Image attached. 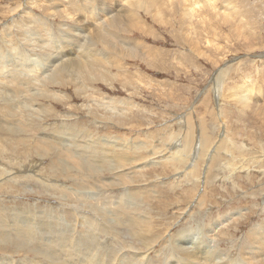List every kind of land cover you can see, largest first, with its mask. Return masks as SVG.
<instances>
[{
  "label": "rangeland",
  "instance_id": "374dc122",
  "mask_svg": "<svg viewBox=\"0 0 264 264\" xmlns=\"http://www.w3.org/2000/svg\"><path fill=\"white\" fill-rule=\"evenodd\" d=\"M88 1L36 0L35 2V0H0V125L2 128L5 126L3 130L6 128L7 131H3L2 128L0 129V161H3L2 164L0 162V209H2L0 212H8L0 217L1 229L6 230L10 228L12 230L16 224L20 223L24 230H27L25 234L30 238H40L43 234L44 236L50 234L61 235L66 232L67 234H71V236H77L80 234L79 230L82 231V228L78 226L81 223L79 218L82 217V214L88 218L92 217L95 219L91 216L94 214L89 208L90 205L98 204L97 207L106 210L110 208L107 211L113 212H109V214H114L117 206L126 199V212L132 216H136L137 220L139 219L141 223L142 221L144 222L143 226H141L142 228L139 227V229L143 235L145 232L148 235L147 237L145 234L146 240H149L151 243L153 241L152 248L154 251L152 248L150 249L148 264H185L188 261L187 258L178 255V252L171 245L167 244L170 239L168 237L187 238V245L189 247L195 244L198 245L202 249L205 264H250L247 262L248 258L245 260V256L249 255L246 251L251 247L250 244L260 240L264 234V0H198L199 2L197 3L200 5H195V12L190 16L187 14L188 12L182 9L188 2H195V0H159L160 4H158L160 6L158 5V8H139L140 10L137 9V14L132 18V21L131 19L125 20L127 27L133 24L136 25V27L129 29V32H121L128 34L126 40H120L119 34L115 37L116 42H120V44L125 46L134 47V53H129L125 48L122 49L119 46L120 49L118 45L106 48L104 45L99 44L97 45V49L103 52L104 55L100 53L98 56L102 57L103 60L100 58L99 62L95 58H82L80 61V70L82 71H85L87 67L90 68L97 64L101 65V67H97L89 75L90 77L88 76V78L94 81L91 82L87 78L88 80L84 79L85 84L82 78L75 75L73 77V74L67 73L61 76L62 80L59 78V85H44L45 87L43 86V89L40 87V90H38V85L34 87L30 86L24 95L32 94V97L28 96L26 101L22 99L19 102L21 97L18 99L17 95L19 94L18 90L20 88H15V85L19 80L22 81L23 77L24 79L31 78V73L34 72H32L33 70H29V67L35 68L36 75L42 74L41 77H43L47 73V62L51 61L48 58L56 55L58 50L59 53L77 52L80 56L82 51L86 52L87 49L86 37H95L94 33L100 28L102 22H107L106 19H108V16L103 15L105 12L102 8H114V11L110 14L115 15L118 10L127 12L133 6L128 5L135 3L137 0H129L126 3H121V0ZM16 2L19 3L18 6L20 7L16 5ZM84 4L90 8V13L83 12L86 7ZM205 5H208V7ZM11 6L14 7L11 8ZM71 6L75 7L74 11L69 10ZM197 7L199 8L197 9ZM6 8L10 10L7 11ZM43 9L46 10L44 11ZM13 10L15 12L11 13ZM61 11H64L65 14ZM60 16H62V19L66 17L67 20H62ZM70 16L71 19H69ZM96 16L98 17L96 18L97 20H92ZM213 18L219 20L215 19L214 22ZM16 19H23V22ZM29 21H32V25ZM34 21L36 23L38 21L44 23L43 25L37 24L41 29V36L35 33L37 32L35 31L36 29H33ZM96 21L98 22L95 23ZM19 23H23V26ZM229 24L230 26H228ZM80 25L85 27L86 31L78 29L81 28ZM69 27L74 32H82L83 41L79 47H77V44L75 46L73 45L74 47L71 45L70 41H73L74 38L70 36L72 34L67 32L69 31ZM75 28L78 30H75ZM214 32L218 34L215 33V35ZM201 33H205V36L203 34L202 37ZM217 36L220 37L218 40L216 38ZM209 38L211 39L208 43ZM25 40H28L27 42L30 45H27L28 43ZM129 40L131 42L128 44ZM245 40H247V43ZM136 48H138L137 51ZM45 49L48 50L47 55L45 54ZM105 52L108 53L107 56ZM128 56H131V59ZM1 60L4 61V64ZM28 65L30 66L28 67ZM227 66L228 68H226ZM37 69L38 71L40 70V74L37 72ZM97 70L101 73H98ZM221 71L222 75L220 74ZM71 80L74 81L72 82ZM76 81L79 83L76 84ZM40 83H43L41 79ZM88 84L91 85L88 86ZM86 85L89 88L85 87ZM243 85H245L244 87H248L250 99L246 101L247 103L245 102L243 104L242 102L241 104L239 96L233 93L237 89H242ZM45 89L52 91V94L47 91H43L45 94L42 93V90ZM30 91L31 93H29ZM55 93H57L56 96ZM33 96L35 97L33 98ZM32 98L35 102L34 100L32 101ZM52 98L56 99L54 100ZM12 102L14 104L19 103V105H14ZM38 104L43 107H40ZM23 105H25L24 107L26 109H23ZM30 105L33 107L31 108ZM243 106L246 109L242 108ZM35 108L39 111L36 110L34 112V117L32 115H30L31 117L29 116V118L33 117L31 124H26V126L24 122L22 123L21 119L19 121L21 125L19 123L15 125L12 122L17 121L18 117L22 116L23 113H31V109ZM41 108L45 111L41 110ZM113 110L118 111L119 114ZM13 111L14 113H11ZM223 111L227 113L224 114ZM40 112L42 114L46 113V115H42ZM122 113L124 116H122ZM8 114H14L15 116L10 118ZM35 114L44 117L41 119L40 116L36 117ZM99 114H103V116L100 115V117ZM109 118L111 121H108ZM4 119L6 125L4 124ZM121 119L122 121H120ZM203 120L204 122H202ZM123 124L125 127H123ZM201 124H205L204 127ZM35 126L37 129H35ZM15 128H19V130L14 131L13 129ZM205 130L207 131L205 132ZM14 132H17V134H13ZM2 135L4 136L2 137ZM11 139L13 146L9 141ZM19 139L20 142H18ZM21 140L24 142L23 144H19L22 143ZM51 142H53L55 148L53 145V147L50 146L47 153L45 149L48 150L49 144H52ZM110 144L112 146L111 148H109ZM45 145L46 147L44 149L43 147ZM57 146L58 148H56ZM60 146L64 151L66 149L71 150L72 154H59ZM183 147H185L187 153L182 151ZM41 148L46 154L41 151ZM131 149L134 151H131ZM28 150L31 151L28 152ZM105 150L110 151V154ZM175 151L181 153L175 154L176 157L174 156L172 158L171 154L173 152L175 153ZM102 152L104 153L102 154ZM131 152L134 157L131 155ZM27 153H29L28 155L30 157L27 156ZM40 154L42 156L45 155L44 158H41ZM93 154L97 155L94 156ZM106 155H113L115 158L113 156V158H110V156L107 157ZM80 157H83L85 160H92L95 165V169H93L95 172L84 170L77 165ZM134 158L135 160H133ZM30 159H32V162ZM117 160H119L118 163L116 162ZM33 161H35L34 164ZM122 162L124 167L121 166ZM137 162L140 164L138 165ZM145 163H147V166ZM96 171H100L102 174L97 172V175ZM128 172H130L129 175L127 174ZM214 173L216 174L215 176ZM108 174L109 177L107 176ZM193 174L196 180H193ZM28 175L30 176L28 177ZM185 176H188V178ZM84 178L87 179L85 180ZM63 184H65V187ZM91 184L95 187L92 188L93 186ZM134 187L139 189L135 191ZM68 189H71V191H68ZM60 191L69 192V197L65 200L63 198L64 193ZM59 192L62 194H59ZM103 192L104 194H102ZM135 196L136 198H132ZM97 197L101 198L99 199L100 203L97 201ZM106 197L108 203L105 201ZM127 198L129 199L127 200ZM101 200L105 203L101 202ZM107 204L110 206H107ZM132 206L136 208H132ZM111 207L115 209L112 208L111 211ZM139 208L143 209V213L141 210H139L141 214L138 212L137 209ZM144 208L146 209L144 210ZM134 212H136V215ZM144 213L148 215L146 214L145 216ZM80 214L81 216H79ZM149 217L150 219H148ZM97 220L101 222L98 218L95 219V221ZM134 221L135 218L133 217L129 220V222ZM146 225L148 226L146 227ZM89 227L93 228L94 225H90ZM129 228H132V224L129 225ZM185 232L189 237L184 234ZM221 232L227 233H223L222 235ZM108 234L112 235V233ZM167 234L168 236L166 237L165 235ZM249 234H253L258 238L255 237L252 239L249 237ZM156 235L158 238H156ZM174 235L176 236L174 237ZM108 236L106 235L105 238H111ZM12 237L14 236L9 238ZM89 239L94 249L97 246L96 250H102L105 254H109L108 252L114 246L112 239L109 245L105 247L103 246L104 243L94 239V235L91 234ZM123 239L128 243H133L131 246L134 244L137 245V241L130 239L128 241L126 240L127 238ZM193 240L195 243H192ZM48 245L54 246L55 243L48 242ZM38 250L44 252V255L49 254L43 249ZM240 250L244 252L241 253ZM253 250H257L263 257L258 254L259 256H256V259H259L257 260L258 262L250 259L252 261L251 263L257 262L256 264H264V259H262L264 258V249ZM114 251L112 250L113 255L120 258V251ZM6 252L9 253L8 251ZM7 253L0 251V257L8 255ZM30 254L32 253L25 254L18 252L13 257V260L17 261L19 258L26 257V264H32L34 256ZM241 254L242 256H240ZM243 261L246 262L244 263Z\"/></svg>",
  "mask_w": 264,
  "mask_h": 264
},
{
  "label": "bare ground",
  "instance_id": "6f19581e",
  "mask_svg": "<svg viewBox=\"0 0 264 264\" xmlns=\"http://www.w3.org/2000/svg\"><path fill=\"white\" fill-rule=\"evenodd\" d=\"M21 1H23V0H21ZM25 1V0H24ZM27 1V0H26ZM59 1V0H58ZM88 1V0H87ZM127 1H129V0H121V3H123V2H127ZM211 1V0H210ZM209 1V2H210ZM35 2H36V0H35ZM39 2V1H38ZM89 2V1H88ZM177 2V1H176ZM186 2H188V1H186ZM197 2H199L198 0L196 1L195 0V2L193 1H191V2H188L184 7H183V9L182 10H185L186 12H188L187 14L190 16V15H192L194 12H195V5L197 6V5H200V4H198ZM214 2V1H213ZM17 3V2H16ZM19 3H20V1H19ZM19 3H17L16 5L18 6V4ZM68 3V2H67ZM66 3V4H67ZM90 3V2H89ZM102 3V2H101ZM160 4V2H159V0H137L135 3H130L128 6H131V5H133L129 10H127V12H121L122 10H118V11H116V13H115V15H111L110 13H112L113 11H114V8H112V7H109V8H107L106 7V9H105V7L104 8H102L103 10H104V16L105 15H107L108 16V19H106V23H104V22H102V25L100 26V28L99 29H97V31H96V33H94L95 34V37H86V42H87V49H86V52H83L82 51V53H81V55L79 56L78 54H77V52H60L59 53V50H58V53H56V55H53L51 58H48V59H50L51 61H48L47 62V66H48V68H47V73L45 74V76H43V77H41V75H36V69L35 68H32V67H29L30 65H28V67L30 68H28L29 70H33L32 72H34V73H31L32 75H31V78H29V79H24V77H23V80L21 81V80H19L18 82H16L17 84L15 85V88H20L19 90H18V95H17V98L19 99V97H21V99H19V102H21V100L23 99L24 101H26L28 98V96H31L32 97V94H30V95H28V94H25L24 95V93H26L28 90H29V88H30V86H32V87H34V86H36V85H38L37 87H38V90H40L41 88L43 89V86L44 85H50L51 84V86H56V84H58V80H59V78L61 79V76L63 75H65V74H67V73H71V74H73V77H75V76H77V77H80V78H82L83 79V81H84V79H86V80H88V79H90V78H88V76L90 75V74H92L93 73V71L97 68V67H101V65L100 64H97L96 66H93V67H90V68H88L87 67V69L85 70V71H82V70H80V61H81V59L82 58H95V59H97V61H99L100 62V58L102 59V57H100V56H98V54L100 55V53H102L103 54V52H100L98 49H97V45H99V44H102V45H104L106 48L107 47H111V46H114V45H118V47L120 46L122 49H126L127 51H129V53H134L135 52V48L134 47H129V46H125V45H122V44H120V42H116L115 41V37H117L118 36V34H119V37L121 38L120 40H126V38L128 37L127 35V33H121V32H129V29H131V28H134V27H136V25L135 24H133L132 22H131V24H133V25H129L128 27L126 26V24L125 23H127L125 20H127V19H131V21H132V18H134L135 16H136V11H137V9H139V8H144V9H151L152 7H156V8H158V5ZM197 3V4H196ZM211 3V2H210ZM15 4V3H14ZM22 4V3H21ZM24 4H25V2H24ZM36 4H38V3H36ZM64 4H65V2H64ZM70 4H72V3H70ZM173 4V3H172ZM202 4H205V3H202ZM201 4V5H202ZM212 4V3H211ZM8 5V4H7ZM27 5V4H26ZM62 5V4H61ZM81 5V4H80ZM85 5V4H84ZM111 5V4H110ZM22 6H23V4H22ZM39 6V5H38ZM54 6V5H53ZM57 6V5H56ZM65 6V5H64ZM75 6V5H74ZM86 6V5H85ZM160 6V5H159ZM177 6V5H176ZM205 6H207L208 7V5H205ZM9 7V6H8ZM12 7H14V6H11V8ZM18 7H20V6H18ZM52 7V6H51ZM50 7V8H51ZM63 7V6H62ZM200 8H201V6H199ZM199 7H197V9L199 8ZM202 7H203V5H202ZM22 8V7H21ZM20 8V9H21ZM26 8V7H25ZM54 8V7H53ZM64 8V7H63ZM67 8V7H66ZM78 8V7H77ZM223 8V7H222ZM7 9V8H6ZM29 9V8H28ZM82 9H83V7H82ZM82 9H80L81 11H82ZM118 9V8H117ZM8 10H10V9H7V11ZM44 10V9H43ZM46 10V9H45ZM44 10V11H45ZM69 10L70 11H74L75 10V7H73V6H71V7H69ZM125 10V9H124ZM140 10V9H139ZM16 11H17V9H16ZM20 11V10H19ZM21 11H22V9H21ZM20 11V12H21ZM23 11H25V10H23ZM43 11V12H44ZM55 11H57V10H55ZM65 11V10H64ZM64 11H61L62 13H64ZM67 11V10H66ZM90 11V8H88V6H86L85 8H84V11L83 12H86V13H90L89 12ZM12 12H15L14 10L13 11H11V13ZM59 12V11H58ZM57 12V13H58ZM9 13H10V11H9ZM27 13H28V11H27ZM26 13V15H28ZM56 13V14H57ZM67 13V12H66ZM224 13V12H223ZM15 14V13H14ZM17 14V13H16ZM19 14V13H18ZM31 14V13H30ZM65 14V13H64ZM47 15V14H46ZM51 15V14H50ZM60 15V14H59ZM63 15V14H62ZM2 16V15H1ZM11 16H13V15H11ZM24 16V15H23ZM55 16V15H54ZM53 16V17H54ZM63 16H65V15H63ZM68 16H69V14H68ZM87 16V15H86ZM227 16V15H226ZM16 17H17V15H16ZM27 17V16H26ZM62 16H60V18H61ZM89 17V16H88ZM217 17V16H216ZM228 17V16H227ZM227 17H226V19H227ZM9 18H11V17H9ZM30 18V17H29ZM32 18V17H31ZM64 18V17H63ZM74 18V17H73ZM96 18H98L97 16L96 17H94V19H92V20H95ZM105 18V17H104ZM219 18V17H218ZM221 18V17H220ZM224 18H225V16H224ZM3 19V18H2ZM26 19V18H25ZM28 19V18H27ZM62 19V18H61ZM60 19V20H61ZM69 19H71V16H70V18ZM89 19H90V17H89ZM100 19V18H99ZM214 19V18H213ZM216 19V18H215ZM215 19H214V22H215ZM16 20H18V19H16ZM15 20V21H16ZM23 20V19H22ZM22 20H18V21H22ZM62 20H67L66 19V17L64 18V19H62ZM88 20V19H87ZM97 20V19H96ZM216 20H219V19H216ZM225 20V19H224ZM223 20V21H224ZM33 21V20H32ZM32 21H29V23H31ZM72 21V20H71ZM74 21H76V20H74ZM23 22V21H22ZM53 22V21H52ZM65 22V21H64ZM82 22V21H81ZM98 21H96L95 23H97ZM100 22V21H99ZM129 22V21H128ZM16 23V22H15ZM28 23V22H27ZM34 23V28L33 29H36L35 31H37V32H35L37 35H39V36H41V34H40V32H41V29H40V27L38 26V25H43L44 23L41 21V22H39L38 21V23H36V21H34L33 22ZM79 23V22H78ZM190 23H191V21H190ZM213 23V22H212ZM227 23V22H226ZM238 23V22H237ZM19 24H21V23H19ZM18 24V25H19ZM23 24V23H22ZM21 24V25H22ZM26 24V23H25ZM38 24V25H37ZM80 24H82V23H80ZM192 24V23H191ZM20 25V26H21ZM31 25H32V23H31ZM61 25V24H60ZM135 25V26H134ZM233 25V24H232ZM23 26V25H22ZM28 26H30V25H28ZM81 26V25H80ZM87 26H89V25H87ZM228 26H230V24L228 25ZM16 27V26H15ZM61 27V26H60ZM212 27V26H211ZM232 27V26H231ZM22 28V27H21ZM207 28V27H206ZM17 29V28H16ZM78 29H82V31H86L85 30V27H83V26H81V28H78ZM77 28H75V30H78ZM87 29V28H86ZM203 29H205V28H203ZM208 29V28H207ZM209 29H210V26H209ZM208 29V30H209ZM92 30V29H91ZM212 30H214V29H212ZM88 31V30H87ZM69 34H72V35H70L71 37H73L74 38V40L72 41L71 39V45L73 46H75L76 44H77V47H79L80 45H81V42L83 41V34H82V32L81 33H77V32H74L73 30H71V28L69 27V31H67ZM201 32V31H200ZM205 32V31H204ZM208 32V31H207ZM206 32V33H207ZM209 32H210V30H209ZM212 32V31H211ZM29 33V32H28ZM85 33V32H84ZM90 33H92V32H90ZM218 34L217 32H214V34ZM245 33V32H244ZM27 34V33H26ZM82 34V35H81ZM93 34V33H92ZM91 34V35H92ZM200 34V33H199ZM202 34V33H201ZM204 34V36H205V33H203ZM203 34H202V37H203ZM210 35H211V33H209ZM213 34V33H212ZM215 34V35H216ZM220 34V33H219ZM214 35V36H215ZM90 36V35H89ZM201 36V35H200ZM199 36V37H200ZM244 36V35H243ZM25 37H27V36H25ZM198 37V38H199ZM202 37H200V38H202ZM239 37V36H238ZM247 37H249V36H247ZM195 38V37H194ZM197 38V37H196ZM208 38V37H207ZM217 38V40H218V38H220V37H216ZM223 38H224V36H223ZM244 38V37H243ZM255 38V37H254ZM24 39V38H23ZM211 38H209L208 39V43H209V40H210ZM225 39H226V37H225ZM224 39V40H225ZM204 40V39H203ZM213 40V39H212ZM220 40V39H219ZM227 40V39H226ZM250 40V39H249ZM26 41V40H25ZM28 41V40H27ZM26 41V42H27ZM85 41V40H84ZM197 41V40H196ZM202 41V40H201ZM246 41V43H247V40H245ZM69 42V41H68ZM129 42H131V40H129L128 41V44H129ZM28 43V42H27ZM44 43H46V42H44ZM67 43V42H66ZM189 43V42H188ZM218 43V42H217ZM216 43V44H217ZM245 43V42H244ZM245 43V44H246ZM68 44V43H67ZM192 44H193V42H192ZM211 44H213V43H211ZM210 44V45H211ZM244 44V45H245ZM27 45H30L29 43L27 44ZM38 45V44H37ZM42 45V44H41ZM55 45H57V44H55ZM101 45V46H102ZM193 45H195V44H193ZM192 45V46H193ZM215 45V44H214ZM213 45V46H214ZM226 45V44H225ZM252 45V44H251ZM38 46H40V45H38ZM73 46V47H74ZM191 46V47H192ZM219 47H220V45H218ZM222 46V45H221ZM254 46V45H253ZM33 47V46H32ZM58 47V46H57ZM119 47V48H120ZM138 47V46H137ZM189 47V46H188ZM217 47V46H216ZM245 47V46H244ZM255 47V46H254ZM30 48V47H29ZM38 48V47H37ZM41 48V47H40ZM39 48V49H40ZM43 48V47H42ZM72 48V47H71ZM101 48V47H100ZM103 48V47H102ZM116 48V47H115ZM119 48H118V50H119ZM120 48V49H121ZM190 48V47H189ZM193 48V47H192ZM214 48V47H213ZM222 48V47H221ZM259 48V47H258ZM62 49V48H61ZM251 49V48H250ZM43 50V49H42ZM56 50V49H55ZM138 50V48H136V51ZM151 50V49H150ZM149 50V51H150ZM192 50V49H191ZM221 50V49H220ZM225 50V49H224ZM45 54L47 55L48 54V50H46L45 49ZM77 51V50H76ZM85 51V50H84ZM112 51V50H111ZM120 51V50H119ZM217 51V50H216ZM223 51V50H222ZM252 51H253V48H252ZM42 52H44V51H42ZM107 52V51H106ZM105 52V55L107 56V54L108 53H106ZM120 52H122L123 53V51H120ZM197 52V51H196ZM224 52V51H223ZM110 53V52H109ZM125 53V52H124ZM146 53H148V51H146ZM151 53V52H150ZM226 53V52H225ZM224 53V54H225ZM245 53V52H244ZM194 54V53H193ZM223 54V53H222ZM260 54H262V53H260ZM104 55V54H103ZM102 55V56H103ZM126 55V54H125ZM199 55V54H198ZM264 55V54H263ZM105 56V57H106ZM122 56V55H121ZM233 56V55H232ZM260 56V55H259ZM119 57H120V55H119ZM127 57V56H126ZM125 57V58H126ZM131 57V56H130ZM129 56H128V58L129 59H131ZM133 57V56H132ZM137 57V56H136ZM219 57V56H218ZM223 57V56H222ZM261 57V56H260ZM259 57V58H260ZM264 57V56H263ZM121 58V57H120ZM122 59V58H121ZM219 60H220V58H218ZM103 60V59H102ZM120 60V59H119ZM181 61V60H180ZM228 61V60H227ZM226 61V62H227ZM1 62H3V64H4V61H2L1 60ZM102 62V61H101ZM122 62V61H121ZM242 62V61H241ZM27 63H29V62H27ZM117 63V62H116ZM224 63V62H223ZM231 63H233V62H231ZM229 64H230V62H229ZM228 64V66L230 67V65ZM31 65H33V64H31ZM100 65V66H99ZM119 65V64H118ZM117 65V66H118ZM117 66H115V67H117ZM176 66V65H175ZM183 66V65H182ZM228 66L226 67V68H228ZM260 66V65H259ZM34 67V66H33ZM36 67V66H35ZM225 67V66H224ZM4 68V67H3ZM2 68V69H3ZM184 68V67H183ZM222 68V67H221ZM1 69V68H0ZM8 69V68H7ZM196 69V68H195ZM230 69V68H229ZM224 70V69H223ZM226 70V69H225ZM258 70V69H257ZM256 70V71H257ZM3 71H4V69H3ZM40 71V70H39ZM38 71V69H37V72H39ZM236 71V70H235ZM259 71V70H258ZM5 72H6V70H5ZM23 72V71H22ZM97 72H98V70H97ZM97 72H96V74H97ZM18 73V72H17ZM23 73H25V72H23ZM95 73V72H94ZM98 73H101V72H98ZM102 73H104V72H102ZM216 73V72H215ZM219 73V72H218ZM222 73V71L220 72V74ZM39 74H40V72H39ZM225 74H226V71H225ZM4 75V74H3ZM2 75V76H3ZM44 75V74H43ZM75 75V76H74ZM222 75V74H221ZM1 76V75H0ZM96 76H99V75H96ZM214 76V75H213ZM226 76V75H225ZM10 77H12V76H10ZM90 77V76H89ZM102 77V76H101ZM1 78V77H0ZM2 78H4V77H2ZM18 78H19V76H18ZM21 78V77H20ZM43 78H44V80H46V81H44L43 80ZM65 79H66V77H64ZM88 78V79H87ZM96 78V77H95ZM98 78V77H97ZM215 78V77H214ZM217 78V77H216ZM17 79V78H16ZM40 79L43 81V83H40ZM64 79V80H65ZM68 79V78H67ZM72 79V78H71ZM106 79V78H105ZM209 79H211V78H209ZM223 79V78H222ZM1 80V79H0ZM4 80V79H3ZM6 80V79H5ZM62 80V79H61ZM81 80V79H80ZM91 80V79H90ZM104 80V79H103ZM215 80V79H214ZM241 80V79H240ZM245 80V79H244ZM12 81H14V80H12ZM67 81V80H66ZM69 81V80H68ZM72 81V80H71ZM74 81V80H73ZM72 81V82H73ZM82 81V82H83ZM92 81H94V80H91V82ZM98 81V80H97ZM258 81V80H257ZM8 82H11V81H8ZM65 82V81H64ZM71 82V83H72ZM215 82V81H214ZM249 82V81H248ZM12 83V82H11ZM75 83V82H74ZM79 83V82H78ZM77 83V81H76V84H78ZM83 83H85V81L83 82ZM88 83V82H87ZM105 83V82H104ZM106 83H107V81H106ZM8 84V83H7ZM59 84H60V82H59ZM58 84V85H59ZM68 84V83H67ZM82 84V83H81ZM86 84V83H85ZM238 84V83H237ZM249 84V83H248ZM64 85V84H63ZM91 85V84H90ZM89 84H88V86H90ZM210 85V84H209ZM213 85V84H212ZM217 85V84H216ZM219 85V84H218ZM250 85H251V83H250ZM262 85V84H261ZM80 86V85H79ZM79 86H78V88H79ZM245 85H243L242 86V89L240 88V89H237V91H235L233 94H235V95H238L239 96V98H240V101H241V104H242V102H243V104L247 101V100H249L250 99V96H249V92H248V87H244ZM41 87V88H40ZM45 87V86H44ZM85 87H87V85L85 86ZM251 87V86H250ZM264 87V86H263ZM1 88V87H0ZM17 88V89H18ZM40 88V89H39ZM87 88H89V87H87ZM217 88V87H216ZM219 88V87H218ZM35 89V88H34ZM37 89V88H36ZM32 90H33V88H32ZM78 90V89H77ZM212 90V89H211ZM43 91H47L46 89L45 90H42V93H44ZM207 91V90H206ZM234 91V90H233ZM34 92V91H33ZM48 93L50 92H52V91H47ZM46 92V93H47ZM54 92V91H53ZM56 92V91H55ZM254 92V91H253ZM29 93H31V91L29 92ZM47 93V94H48ZM206 93V92H205ZM218 93V92H217ZM260 93V92H259ZM45 94V93H44ZM52 94V93H51ZM56 94L57 93H55V96H56ZM61 94V93H60ZM41 95V94H40ZM50 95V94H49ZM58 95H59V93H58ZM220 95V94H219ZM251 95V94H250ZM10 96H12V95H10ZM38 96V95H37ZM44 96V95H43ZM47 96V95H46ZM218 96V95H217ZM232 96V95H231ZM234 96V95H233ZM35 96H33V98H34ZM39 97V96H38ZM49 97V96H48ZM52 97V96H51ZM54 97V96H53ZM229 97H230V95H229ZM235 97V96H234ZM3 98V97H2ZM32 98V101L34 100ZM63 98V97H62ZM119 98V97H118ZM237 98V97H236ZM4 99V98H3ZM6 99V98H5ZM29 99H30V97H29ZM46 99V98H45ZM52 99H54V98H52ZM56 99V98H55ZM54 99V100H55ZM180 99V98H179ZM17 100V99H16ZM215 100V99H214ZM10 101H12L11 99H10ZM31 101V100H30ZM208 101V100H207ZM13 102H15V101H13ZM12 102V103H13ZM17 102V101H16ZM34 102H35V100H34ZM36 102H38V101H36ZM42 102V101H41ZM40 102V103H41ZM216 102V101H215ZM237 102V101H236ZM11 103V104H12ZM28 103V102H27ZM114 103V102H113ZM201 103V102H200ZM207 103V102H206ZM247 103V102H246ZM14 104V103H13ZM18 105H19V103H17ZM17 104H14V105H17ZM35 104V103H34ZM33 104V105H34ZM240 104V105H241ZM259 104V103H258ZM36 105V104H35ZM39 105V104H38ZM250 105V104H249ZM248 105V106H249ZM260 105V104H259ZM25 105H23V109L25 108L24 107ZM26 106H28V105H26ZM40 106V105H39ZM38 106V107H39ZM42 106V105H41ZM40 106V107H41ZM44 106H45V104H44ZM30 107H31V105H30ZM33 107V106H32ZM31 107V108H32ZM35 107V106H34ZM37 107V106H36ZM43 107V106H42ZM48 109H50L48 106H46ZM16 108V107H15ZM19 108V107H18ZM47 108H45V109H47ZM80 108V107H79ZM100 108V107H99ZM242 108H245L246 109V107H242ZM248 108V107H247ZM12 109V108H11ZM14 109V108H13ZM20 109V108H19ZM22 109V110H23ZM26 109V108H25ZM28 109V108H27ZM48 109L46 110V111H48ZM96 109H97V107H96ZM101 109V108H100ZM113 109H114V107H113ZM116 109V108H115ZM218 109V108H217ZM249 109V108H248ZM6 110H8L7 108H6ZM32 110V112L31 113H21L22 114V116H19L18 117V119H17V121H12L15 125L16 124H18L19 123V121H20V119H21V121H22V123L24 122V124L26 125V124H31L32 123V118L34 117L33 116V114H34V112L36 111V110H38L37 108H35V109H31ZM30 110V111H31ZM41 110H43L42 108H41ZM40 110V111H41ZM52 110H53V108H52ZM79 110V109H78ZM95 110V109H94ZM118 110V109H117ZM144 110V109H143ZM164 110V109H163ZM39 111V110H38ZM43 111H45V110H43ZM50 111V110H49ZM55 111V110H54ZM90 111H92V110H90ZM104 111H106L105 109H104ZM115 113L116 112H118V111H116V110H113ZM51 112V111H50ZM95 112H97V111H95ZM108 112V111H107ZM111 112V111H110ZM109 112V113H110ZM214 112V111H213ZM243 112H244V110H243ZM242 112V113H243ZM249 112V111H248ZM11 113H14V111L13 112H11ZM41 113V112H40ZM49 113V112H48ZM152 113V112H151ZM193 113V112H192ZM218 113H219V111H218ZM222 113V112H221ZM223 113L225 114V113H227V112H224L223 111ZM245 113H246V111H245ZM42 114V113H41ZM71 114V113H70ZM104 114V113H103ZM103 114L101 115V114H99V116L101 115V116H103ZM118 114H119V112H118ZM123 114V113H122ZM163 114V113H162ZM215 114V113H214ZM9 115V117L10 118H13L15 115L14 114H8ZM19 115V114H18ZM17 115V116H18ZM30 115H32L33 117L32 118H29V116ZM36 115V114H35ZM42 115H46V113L45 114H42ZM92 115V114H91ZM96 115V114H95ZM105 115H107V114H105ZM104 115V116H105ZM117 115V114H116ZM121 115V114H120ZM205 115V114H204ZM39 117L40 115H36V117ZM98 116V117H99ZM100 116V117H101ZM108 116H109V114H108ZM113 116V115H112ZM122 116H124V114L122 115ZM126 116V115H125ZM220 116V115H219ZM9 117H6V118H9ZM31 117V116H30ZM35 117V118H36ZM41 117V116H40ZM42 117H44V116H42ZM42 117H41V119H42ZM97 117V118H98ZM110 117H111V115H110ZM179 117V116H178ZM198 117V116H197ZM200 117H203V116H200ZM199 117V118H200ZM5 118V119H6ZM105 118V117H104ZM161 118V117H160ZM198 118V119H199ZM5 119H4V124L6 125V123H5ZM39 119V118H38ZM96 119V118H95ZM103 119V118H102ZM105 119H108L107 117L105 118ZM112 120H113V118H111ZM186 119H187V117H186ZM201 119H204V118H201ZM10 120H12V119H10ZM209 120V119H208ZM1 121V120H0ZM105 121V120H104ZM107 121V120H106ZM108 121H111L110 120V118H109V120ZM114 121V120H113ZM112 121V122H113ZM117 121V120H116ZM120 121H122V119L120 120ZM188 121V120H187ZM215 121V120H214ZM41 122V121H40ZM127 122H128V120H127ZM162 122V121H161ZM186 122V121H185ZM188 122H190V121H188ZM195 122V121H194ZM202 122H204V120L202 121ZM42 123V122H41ZM124 123V122H123ZM133 123V122H132ZM224 123H225V120H224ZM262 123V122H261ZM9 124H11V123H9ZM9 124H7V125H9ZM20 125H21V123H19ZM44 124V123H43ZM112 124V123H111ZM119 124H120V122H119ZM131 124V123H130ZM200 124V123H199ZM115 125V124H114ZM118 125V124H117ZM124 125V124H123ZM127 125V124H126ZM132 125V124H131ZM134 125V124H133ZM138 125V124H137ZM188 125V124H187ZM201 125H203V124H201ZM205 125V124H204ZM204 125H203V127H204ZM11 126H12V124H11ZM22 126H24L23 124H22ZM27 126V125H26ZM38 126V125H37ZM120 126V125H119ZM130 126V125H129ZM5 126H3V128H4ZM29 127H30V125H29ZM29 127H28V129H29ZM45 127V126H44ZM123 127H125V125L123 126ZM187 127V126H186ZM194 127V126H193ZM193 127H192V129H193ZM225 127V126H224ZM2 128V126L0 125V129ZM3 128H2V130H3ZM14 128V127H13ZM26 128V127H25ZM120 128V127H119ZM191 128V127H190ZM201 128V127H200ZM217 128V127H216ZM226 128H227V126H226ZM10 129V128H9ZM35 129H37L36 128V126H35ZM64 129V128H63ZM135 129V128H134ZM164 129V128H163ZM186 129V128H185ZM196 129V128H195ZM198 129V128H197ZM202 129H204V128H202ZM14 131H17V130H19V128H15V129H13ZM27 130V129H26ZM31 130V129H30ZM136 130H137V128H136ZM141 130V129H140ZM159 130H161V129H159ZM181 130V129H180ZM208 130V129H207ZM207 130H205V132L207 131ZM3 131H5V132H7L6 131V128H5V130H3ZM2 131V132H3ZM34 131V130H33ZM58 131V130H57ZM131 131V130H130ZM134 131V130H133ZM145 131V130H144ZM187 131V130H186ZM198 131V130H197ZM203 131V130H202ZM53 132V131H52ZM189 132V131H188ZM172 133V132H171ZM13 134H17V132H14ZM154 134V133H153ZM205 134V133H204ZM33 135V134H32ZM196 135V134H195ZM206 135H208V134H206ZM4 135H2V137H3ZM47 136V135H46ZM147 136V135H146ZM184 136V135H183ZM20 137V136H19ZM105 137H107V136H105ZM151 137H152V135H151ZM200 137V136H199ZM10 138V137H9ZM12 138H13V136H12ZM23 138V137H22ZM31 138V137H30ZM41 138V137H40ZM39 138V139H40ZM195 138V137H194ZM204 138H205V135H204ZM208 138V137H207ZM16 139V138H15ZM18 139V138H17ZM25 139V138H24ZM29 139V138H28ZM32 139V138H31ZM30 139V140H31ZM38 139V138H37ZM49 139V138H48ZM47 139V140H48ZM50 139H51V137H50ZM106 139V138H105ZM111 139V138H110ZM137 139V138H136ZM142 139V138H141ZM143 139H144V137H143ZM148 139V138H147ZM186 139V138H185ZM14 140V139H13ZM23 140V139H22ZM21 140V141H22ZM36 140V139H35ZM41 140V139H40ZM107 140V139H106ZM115 140V139H114ZM113 140V141H114ZM128 140V139H127ZM126 140V141H127ZM152 140H153V137H152ZM210 140V139H209ZM221 140V139H220ZM223 140H224V138H223ZM232 140V139H231ZM10 141V144H11V141H12V139L11 140H9ZM17 141V140H16ZM15 141V142H16ZM24 141V140H23ZM22 141V143H19V144H23L24 142ZM45 141V140H44ZM43 141V142H44ZM104 141V140H103ZM136 141V140H135ZM138 142H139V140H137ZM142 141V140H141ZM140 141V142H141ZM157 141V140H156ZM213 141V140H212ZM18 142H20V139L18 140ZM37 142V141H36ZM115 142V141H114ZM130 142V141H129ZM133 143H134V141H132ZM143 142V141H142ZM164 142V141H163ZM223 142H225V141H223ZM226 142H227V140H226ZM229 142V141H228ZM31 143V142H30ZM47 143V142H46ZM52 144H49V146H48V150L47 149H45V147H46V145L43 147L45 150H46V152L47 151H49V148H50V146H54V148H55V145L53 144V142H51ZM95 143V142H94ZM112 143V142H111ZM131 143V142H130ZM13 144V143H12ZM11 144V145H12ZM26 144V143H25ZM29 144V143H28ZM38 144V143H37ZM104 144H105V142H104ZM116 144H117V142H116ZM132 144V143H131ZM139 144H141V143H139ZM200 144V143H199ZM221 144V143H220ZM10 145V146H11ZM15 145V144H14ZM114 145V144H113ZM194 145V144H193ZM217 145V144H216ZM219 145V144H218ZM241 145V144H240ZM3 146V145H2ZM13 146V145H12ZM18 146V145H17ZM38 147H40L39 145H37ZM52 146V147H53ZM104 146H106V145H104ZM103 146V147H104ZM125 146H126V144H125ZM140 146V145H139ZM147 146V145H146ZM214 146V145H213ZM222 146V145H221ZM37 147V148H38ZM100 147V146H99ZM112 146H111V144H110V146H109V148H111ZM153 147V146H152ZM171 147V146H170ZM220 147V146H219ZM225 147V146H224ZM27 148V147H26ZM30 148V147H29ZM56 148H58V146L56 147ZM116 148V147H115ZM140 148H141V146H140ZM157 148V147H156ZM243 148V147H242ZM128 149V148H127ZM152 149V148H151ZM151 149H149V150H151ZM161 149V148H160ZM211 149V148H210ZM209 149V150H210ZM233 149V148H232ZM0 150H1V148H0ZM36 150V149H35ZM39 150V149H38ZM60 150H62V151H60ZM138 150V149H137ZM140 150V149H139ZM179 150V149H178ZM208 150V151H209ZM235 150V149H234ZM29 151H31V150H28V152ZM37 151V150H36ZM41 151H43V149L41 148ZM106 151V150H105ZM108 151V150H107ZM106 151V152H107ZM131 151H134L133 149H131ZM136 151V150H135ZM161 151V150H160ZM168 151V150H167ZM182 151H185V153H187L186 152V150H185V147H183V150ZM223 151V150H222ZM237 151V150H236ZM1 152V151H0ZM20 152V151H19ZM44 152V151H43ZM72 151L71 150H69V149H66L65 151H64V149H62L61 148V146H60V148H59V154H64V153H66V154H72L71 153ZM77 152V151H76ZM110 151H108L107 153H109ZM125 152H127V151H125ZM130 152V151H129ZM218 152V151H217ZM226 152V151H225ZM22 153V152H21ZM45 153V152H44ZM48 153V152H47ZM93 153V152H92ZM104 152H102V154H103ZM128 153V152H127ZM135 153V152H134ZM145 153H146V151H145ZM162 153V152H161ZM160 153V154H161ZM165 153V152H164ZM180 154L181 152H176L175 151V153L173 152L172 154H171V157L173 158L174 156L176 157V155L175 154ZM244 153V152H243ZM29 153H27V156L28 157H30L29 155H28ZM36 154H38V153H36ZM46 154V153H45ZM110 154V153H109ZM126 154V153H125ZM153 154V153H152ZM2 155V154H1ZM94 155V154H93ZM97 155V154H96ZM96 155H94V156H96ZM131 155H132V152H131ZM136 155V154H135ZM185 155V154H184ZM244 155V154H243ZM34 156H35V154H34ZM40 156H41V158L43 157L44 158V156H42V154H40ZM98 156H101V155H98ZM107 156V155H106ZM110 156V158L113 156H111V155H109ZM109 156H107V157H109ZM119 156V155H118ZM117 156V157H118ZM127 156V155H126ZM133 156V155H132ZM146 156V155H145ZM165 156V155H164ZM210 156V155H209ZM114 157V156H113ZM112 157V158H113ZM122 157V156H121ZM134 157V156H133ZM139 157V156H138ZM137 157V158H138ZM149 157V156H148ZM208 157V156H207ZM215 157V156H214ZM219 157V156H218ZM40 158V157H39ZM115 158V157H114ZM128 158V157H127ZM132 158V157H131ZM135 158H136V156H135ZM135 158L133 159V160H135ZM139 158H141V157H139ZM155 158V157H154ZM169 158V157H168ZM220 158V157H219ZM18 159V158H17ZM99 159H101L100 157H99ZM119 159H120V156H119ZM130 159V158H129ZM149 159V158H148ZM152 159H153V157H152ZM165 159H167V158H165ZM221 159V158H220ZM27 160V159H26ZM31 160V162H32V159H30ZM103 160H104V158H103ZM121 160V159H120ZM123 160H124V157H123ZM122 160V161H123ZM126 160H128V159H126ZM133 160H131V161H133ZM147 160V159H146ZM155 160H156V158H155ZM28 161V160H27ZM40 162H42L41 160H39ZM150 161V160H149ZM166 161V160H165ZM175 161V160H174ZM214 161V160H213ZM1 162V161H0ZM3 162V161H2ZM2 162H1V164H2ZM14 162V161H13ZM24 162V161H23ZM26 162V161H25ZM29 162V161H28ZM28 162H27V164H28ZM34 162L35 161H33V164H34ZM36 162L38 163V161L36 160ZM39 162V163H40ZM103 162V161H102ZM111 162V161H110ZM117 163L119 162V160H117L116 161ZM124 162V161H123ZM123 162H122V164H121V166L122 167H124V165H123ZM143 162V161H142ZM153 162V161H152ZM156 162V161H155ZM161 162H162V160H161ZM173 162V161H172ZM171 162V163H172ZM215 162H216V160H215ZM11 163V162H10ZM100 163V162H99ZM125 163V162H124ZM128 163V162H127ZM134 163V162H133ZM144 163V162H143ZM158 163V162H157ZM157 163H154V164H157ZM166 163H167V161H166ZM166 163H165V166H166ZM211 163H212V161H211ZM210 163V164H211ZM230 163V162H229ZM30 164V163H29ZM32 164V165H33ZM101 164V163H100ZM126 164V163H125ZM136 164V163H135ZM137 164H138V162H137ZM140 164V163H139ZM138 164V165H139ZM142 164V163H141ZM168 164V163H167ZM178 164V163H177ZM8 165V164H7ZM10 165V164H9ZM23 166H24V164H22ZM77 165H79L81 168H83L84 170H87V171H94L93 169H95V165H94V163L92 162V160H90V159H87V160H85L83 157H80V160L78 161V164ZM127 165V164H126ZM129 165H130V163H129ZM129 165H128V167H129ZM145 165L147 166V163H145ZM144 165V166H145ZM153 165V164H152ZM217 165V164H216ZM230 166H231V164H229ZM76 166V165H75ZM112 166H114V165H112ZM120 166V165H119ZM120 166V167H121ZM143 166V165H142ZM188 166V165H187ZM233 166V165H232ZM11 167V166H10ZM25 167V166H24ZM33 167V166H32ZM36 167V166H35ZM37 167H38V165H37ZM121 167V168H122ZM127 167V166H126ZM125 167V168H126ZM130 167H131V165H130ZM216 167V166H215ZM1 168V167H0ZM29 168V167H28ZM111 168V167H110ZM115 168H116V166H115ZM125 168H123V169H125ZM143 168V167H142ZM144 168H146V167H144ZM165 168V167H164ZM4 169H5V167H4ZM24 169V168H23ZM30 169V168H29ZM36 169V168H35ZM113 169V168H112ZM117 169V168H116ZM160 169V168H159ZM207 169V168H206ZM25 170V169H24ZM32 170V169H31ZM119 170V169H118ZM122 170V169H121ZM124 171V170H123ZM135 171V170H134ZM133 171V172H134ZM211 171V170H210ZM243 171V170H242ZM1 172V171H0ZM40 172V171H39ZM95 172V171H94ZM98 171H96V173H97ZM118 172V171H117ZM137 172V171H136ZM98 173H101L100 171L98 172ZM98 173H97V175H98ZM120 173V172H119ZM124 173V172H123ZM126 173V172H125ZM129 173L130 172H128L127 174L129 175ZM186 173H187V171H186ZM189 173V172H188ZM192 173V172H191ZM213 173V172H212ZM75 174V173H74ZM102 174V173H101ZM116 175H117V173H115ZM138 174H142V173H138ZM137 174V175H138ZM104 175V174H103ZM119 175V174H118ZM134 175V174H133ZM216 174L214 173V176H215ZM30 175H28V177H29ZM38 176V175H37ZM36 176V177H37ZM88 176V175H87ZM102 176V175H101ZM108 177H109V174L107 175ZM112 176V175H111ZM135 176V175H134ZM182 176H184V175H182ZM193 176V177H192ZM191 177L193 178V180H196V179H194V174L192 175ZM114 177V176H113ZM119 177H121V176H119ZM186 177V176H185ZM69 178V177H68ZM110 178H112V177H110ZM116 178H118V177H116ZM121 178H123V177H121ZM186 178H188V176L186 177ZM209 178V177H208ZM213 178V177H212ZM39 180H40V178H38ZM44 179V178H43ZM85 179V178H84ZM87 179V178H86ZM85 179V180H86ZM99 179V178H98ZM98 179H96V180H98ZM89 180H91V179H89ZM100 180V179H99ZM103 180V179H102ZM123 180V179H122ZM126 180V179H125ZM137 180V179H136ZM187 180V179H186ZM192 180V179H191ZM209 180V179H208ZM213 180V179H212ZM25 181V180H24ZM81 181V180H80ZM188 181H189V179H188ZM34 182V181H33ZM36 182V181H35ZM100 182V181H99ZM125 182H127V181H125ZM63 183V182H62ZM90 183H92V182H90ZM96 183V182H95ZM114 183V182H113ZM124 183V182H123ZM129 183V182H128ZM136 183V182H135ZM139 183V182H138ZM190 183H191V181H190ZM240 183V182H239ZM56 185L58 184V183H55ZM61 184V183H60ZM93 184V183H92ZM91 184V186H93L92 188H94L95 186L94 185H92ZM110 184V183H109ZM116 184V183H115ZM124 184H126V183H124ZM130 184V183H129ZM143 184V183H142ZM185 184V183H184ZM188 184V183H187ZM59 185V184H58ZM65 184H63V186H64ZM96 185V184H95ZM103 185V184H102ZM112 185V184H111ZM131 185V184H130ZM139 185V184H138ZM144 185V184H143ZM175 185V184H174ZM180 185V184H179ZM225 185V184H224ZM51 186H53V185H51ZM87 186H88V184H87ZM105 186V185H104ZM103 186V187H104ZM192 186V185H191ZM56 187V186H55ZM65 187V186H64ZM69 187V186H68ZM109 187V186H108ZM107 187V188H108ZM116 187V186H115ZM123 187V186H122ZM136 187V186H135ZM134 187V189H135V191H136V189H139V188H135ZM113 188V187H112ZM79 189H81V188H79ZM89 189V188H88ZM104 189H105V187H104ZM114 189V188H113ZM128 189H130V188H128ZM132 189V188H131ZM142 189H143V187H142ZM66 190V189H65ZM77 190H78V188H77ZM87 190V189H86ZM85 190V191H86ZM91 190V189H90ZM112 190V189H111ZM133 190V189H132ZM189 190H190V187H189ZM192 190V189H191ZM7 191H8V189H7ZM25 191V190H24ZM62 191H63V189H62ZM62 191H60V192H62ZM68 191H71V189L69 190L68 189ZM82 191H83V189H82ZM95 191V190H94ZM125 191H127V189H125ZM187 191V190H186ZM230 191V190H229ZM237 191V190H236ZM59 192V194H62V193H64L63 195H64V197L63 198H65V200L69 197V192H62V193H60ZM109 192V191H108ZM71 193V192H70ZM76 193V192H75ZM78 193V192H77ZM84 193V192H83ZM82 193V194H83ZM92 193V192H91ZM97 193V192H96ZM95 193V194H96ZM113 193V192H112ZM188 193V192H187ZM94 194V195H95ZM102 194H104V192L102 193ZM106 194V193H105ZM131 194V193H130ZM129 194V195H130ZM138 194V193H137ZM136 194V195H137ZM148 194V193H147ZM204 194V193H203ZM202 194V195H203ZM75 195V194H74ZM87 195V194H86ZM98 195V194H97ZM131 195H133V194H131ZM139 195V194H138ZM137 195V196H138ZM144 195V194H143ZM71 196V195H70ZM90 196V195H89ZM88 196V197H89ZM104 196V195H103ZM108 196H110V195H108ZM126 196H128V195H126ZM145 196H148V195H145ZM96 197V196H95ZM99 197H102V196H99ZM105 197V196H104ZM115 198H116V196H114ZM123 197V196H122ZM122 197H120L121 199H123ZM129 197V196H128ZM72 198V197H71ZM79 198V197H78ZM77 198V199H78ZM82 198V197H81ZM114 198V199H115ZM132 198H136V196L135 197H132ZM141 198H142V196H141ZM59 199V198H58ZM93 199H94V196H93ZM98 199V200H97ZM97 201L99 202V199H101V198H98L97 197ZM129 198H127V200H128ZM71 200V199H70ZM73 200H74V198H73ZM79 200H81L80 198H79ZM85 200V199H84ZM95 200V199H94ZM117 200V199H116ZM124 200V199H123ZM126 200V199H125ZM125 200H124V202H122V203H120V205H118L117 206V209H115L114 207H111V211H112V208H114L115 209V211H114V214H109V212L107 211V210H109V209H102L101 207H97V205H90V209H91V211H92V213L94 214V215H91V216H93L95 219L96 218H98L99 219V221H101V222H98V220L97 221H95V219H93L92 217H86V215H84L83 216V214H82V217L81 218H79V220H81V223H80V225H78L79 227H81L82 228V231L81 230H79V227H78V230H79V235H77V236H71V234H67V232L66 233H63V234H61V235H52V234H50V235H47V236H44V234L42 235V237H40V238H30L27 234H25V232L27 231V230H24V228H23V226L20 224V223H18V224H16L15 226H14V228L11 230L10 228H8V229H6V230H4V229H1L2 228V225L0 224V242L2 243L1 245H0V251H2V252H4L5 251V253H7L6 251H8L9 253H7L8 255H3L2 257H0V264H26V261H27V258L26 257H24V258H22V259H18L17 261H15V260H13V257L16 255V253H18V252H21V253H25V254H29V253H32V254H30L31 256H34V259L32 260V264H148V259H149V257H148V254H149V252H150V249L152 248V243H153V241H152V243L149 241V240H146L145 239V237L147 236L148 237V235L146 234V232H145V230H144V232H145V234H146V236H145V234L143 235V233L141 232V230L139 229V227H141V226H143V221H142V223L140 222V220L138 219L137 220V217L136 216H132V215H130L129 213H127L126 212V209H127V207H126V203H125ZM140 200V199H139ZM201 200V199H200ZM89 201V200H88ZM87 201V202H88ZM106 202H107V197H106V200H105ZM114 201V200H113ZM112 201V202H113ZM199 201V200H198ZM203 201V200H202ZM73 202H75V201H73ZM72 202V203H73ZM81 202V201H80ZM90 202V201H89ZM101 202H104V201H102L101 200ZM109 202H111V201H109ZM76 203H78L77 201H76ZM95 203V202H94ZM97 203V202H96ZM100 203V202H99ZM105 203V202H104ZM108 203V202H107ZM136 203V202H135ZM200 203V202H199ZM27 204V203H26ZM111 204V203H110ZM114 204V203H113ZM132 204H133V201H132ZM132 204H130V205H132ZM143 204V203H142ZM148 204V203H147ZM198 204V203H197ZM201 204V203H200ZM208 204V203H207ZM10 205H12V204H10ZM82 205V204H81ZM85 205V204H84ZM109 204H107V206H108ZM115 205V204H114ZM199 205V204H198ZM197 205V206H198ZM202 205V204H201ZM209 205V204H208ZM246 205V204H245ZM8 206V205H7ZM23 206V205H22ZM28 206V205H27ZM79 206V205H78ZM101 206H103V205H101ZM105 206V205H104ZM110 206V205H109ZM196 206V207H197ZM211 206V205H210ZM26 207V206H25ZM82 207V206H81ZM106 207V206H105ZM136 207H137V205H136ZM135 206L133 207L132 206V208H136ZM165 207V206H164ZM14 208H16V207H14ZM18 208V207H17ZM28 208V207H27ZM80 208V207H79ZM181 208V207H180ZM183 208V207H182ZM188 208H190V207H188ZM187 208V209H188ZM12 209V208H11ZM75 209V208H74ZM78 209V208H77ZM86 209V208H85ZM90 209H89V211H90ZM146 208H144V210H145ZM199 209V208H198ZM0 210H2V209H0ZM14 210V209H13ZM88 210V209H87ZM133 210V209H132ZM138 210V212H140L139 210H141V212H142V210L143 209H141V208H139V209H137ZM190 210V209H189ZM74 211V210H73ZM77 211V210H76ZM85 211V210H84ZM136 211V210H135ZM149 211H150V209H149ZM154 211H156V210H154ZM176 211V210H175ZM179 211V210H178ZM180 211H181V209H180ZM66 212H68L67 210H66ZM75 212V211H74ZM80 212V211H79ZM137 212V211H136ZM136 212H134L135 213V215H136ZM137 212V213H138ZM141 212H140V214H141ZM147 212V211H146ZM182 212H184L183 210H182ZM227 212V211H226ZM6 213H8V212H6V211H2V212H0V217H2V216H4ZM82 213V212H81ZM86 213H87V211H86ZM90 213V212H89ZM110 213H113V212H110ZM143 213V212H142ZM186 213H187V211H186ZM76 214V213H75ZM74 214V215H75ZM145 214V216H146V214L147 213H144ZM143 214V215H144ZM166 214V213H165ZM71 215V214H70ZM74 215H73V217H74ZM142 215V216H143ZM148 215V214H147ZM181 215H182V213H181ZM79 216H81V214L79 215ZM139 216V215H138ZM218 216V215H217ZM70 217V216H69ZM132 217L133 218H135V221L134 222H129V220L130 219H132ZM156 217H158V216H156ZM181 217V216H180ZM221 217V216H220ZM230 217V216H229ZM72 218V217H71ZM75 218V217H74ZM153 218V217H152ZM179 218V217H178ZM178 218H177V220H178ZM76 219V218H75ZM148 219H150V217L148 218ZM154 220V219H153ZM172 220V219H171ZM77 221V220H76ZM168 221V220H167ZM175 221H176V219H175ZM74 222V221H73ZM145 222H146V220H145ZM157 222V221H156ZM171 222H173V221H171ZM181 222V221H180ZM187 222V221H186ZM230 222V221H229ZM75 223V222H74ZM141 223V224H140ZM175 223V222H174ZM178 223V222H177ZM219 223H220V221H219ZM132 224V228H129V225H131ZM147 224H149V223H147ZM162 224V223H161ZM172 224V223H171ZM223 224V223H222ZM226 224H227V222H226ZM229 224V223H228ZM261 224V223H260ZM264 224V223H263ZM84 225V226H83ZM90 225H94V227L93 228H90L89 226ZM167 225V224H166ZM173 225V224H172ZM187 225V224H186ZM242 225H244V224H242ZM28 226V225H27ZM44 227H45V225H43ZM148 225H146V227H147ZM150 226V225H149ZM158 226V225H157ZM169 226V225H168ZM219 226V225H218ZM235 226V225H234ZM29 227V226H28ZM170 227V226H169ZM179 227H181V226H179ZM223 227V226H222ZM142 228V227H141ZM161 228V227H160ZM182 228V227H181ZM185 228V227H184ZM214 228V227H213ZM234 228V227H233ZM257 228V227H256ZM29 229H31L30 227H29ZM144 229H145V227H144ZM157 229V228H156ZM162 229V228H161ZM170 229V228H169ZM264 229V228H263ZM182 230H184V229H182ZM229 230V229H228ZM236 230V229H235ZM77 231V230H76ZM157 231V230H156ZM165 231H166V229H165ZM177 231V230H176ZM185 231V230H184ZM183 231V232H184ZM224 231V230H223ZM256 231H258V230H256ZM149 232V231H148ZM162 232H164V231H162ZM220 232V231H219ZM255 232V231H254ZM260 232V231H259ZM69 233V232H68ZM108 233H112V235L111 234H108ZM177 233H178V231H177ZM223 233L224 234H226L225 232H221V234L223 235ZM263 233V232H262ZM82 234V235H81ZM91 234L92 235H94V239L96 240V241H100V242H102V243H104L103 244V246L105 247L106 245H109V242H110V240L112 239L113 241L112 242H114V246H113V248L111 249V251H109L108 253L109 254H105V253H103L102 252V250L101 251H99V250H96L97 249V246H95V249L92 247V243H90V239H89V236H91ZM105 234V235H104ZM158 234V233H157ZM159 234H160V232H159ZM158 234V235H159ZM184 234H186V232L184 233ZM254 234V233H253ZM253 234H249L250 236V238H252V239H254L256 236L255 235H253ZM256 234V233H255ZM74 235V234H73ZM106 235H109L111 238H105V236ZM170 235H171V233H170ZM173 235V234H172ZM187 236H188V234H186ZM221 235V236H222ZM260 235V234H259ZM11 236H14V237H12V238H9V237H11ZM48 236H50V238H48ZM108 236V237H109ZM166 237L168 236V234L167 235H165ZM176 235H174V237H175ZM227 236V235H226ZM142 237V238H141ZM160 237V236H159ZM189 237V236H188ZM193 237V236H192ZM218 237H219V235H218ZM230 237V236H229ZM101 238H103L102 240H100ZM122 238H127L126 240H128V239H130V240H133V241H137V245H133L134 247H138V248H134L133 246H131V244H133V243H128L127 241H125L124 239L122 240ZM156 238H158L157 237V235H156ZM168 238H170L169 240H168V245H171L177 252H178V255H180L181 257H185V258H187V262L185 263V264H205L204 263V256L202 255V249H200L199 248V246L198 245H194V246H192V247H189L188 245H187V238L186 239H184V238H180V237H177V238H172V237H168ZM167 238V239H168ZM172 238V239H171ZM226 238V237H225ZM224 238V239H225ZM256 238H258V237H256ZM261 238V237H260ZM89 239V240H88ZM155 239V238H154ZM153 239V240H154ZM4 240H5V242H4ZM155 240H157V239H155ZM161 240V239H160ZM165 240H166V238H165ZM218 240V239H217ZM256 240V239H255ZM129 241V240H128ZM167 241V240H166ZM48 242H54L55 243V245L54 246H50V245H48ZM91 242H92V240H91ZM156 242V241H155ZM164 242V241H163ZM163 242H161V243H163ZM252 242V241H251ZM192 243H195L194 242V240H193V242ZM155 244V243H154ZM157 244V243H156ZM112 245V244H111ZM163 245V244H162ZM250 248L248 249V251H246V252H248V254L249 255H246L245 256V260H246V258H248V263H250V264H256L258 261L257 260H259V259H256V256L259 254V252L257 251V250H253V249H264V234L262 235V238L260 239V240H258V241H255L253 244H250ZM102 247V246H101ZM104 247H103V250H104ZM229 247V246H228ZM232 247V246H231ZM62 248H66V249H62ZM230 248V247H229ZM38 249H43V250H45V251H47L49 254H47V255H44V252H41V251H39ZM99 249V248H98ZM101 249V248H100ZM108 249V248H107ZM153 249V248H152ZM167 249V248H166ZM172 249V248H171ZM112 250H115L114 252H119L120 251V258H118V257H115L113 254L114 253H112ZM105 251V250H104ZM153 251H154V249H153ZM240 252L242 253V252H244L243 250H240ZM4 254V253H3ZM161 254V253H160ZM167 254V253H166ZM245 254H247V253H245ZM164 255V254H163ZM260 255V254H259ZM258 255V256H259ZM0 256H1V254H0ZM240 256H242V254L240 255ZM261 257H263L262 255H260ZM169 257V256H168ZM31 258V257H30ZM259 258V257H258ZM158 259V258H157ZM160 259V258H159ZM250 259H253L254 261H257V262H253V263H251L252 261H250ZM262 259H264V258H262ZM155 260V259H154ZM156 261V260H155ZM29 262V261H28ZM27 262V263H28ZM159 262V261H158ZM163 262V261H162ZM241 262V261H240ZM244 262V261H243ZM246 262V261H245ZM244 262V263H245ZM264 262V261H263ZM263 264V263H262Z\"/></svg>",
  "mask_w": 264,
  "mask_h": 264
}]
</instances>
